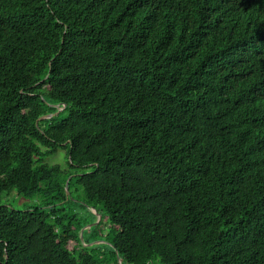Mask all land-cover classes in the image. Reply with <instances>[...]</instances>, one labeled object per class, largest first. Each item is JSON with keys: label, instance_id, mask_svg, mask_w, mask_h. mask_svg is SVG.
<instances>
[{"label": "trees", "instance_id": "16d2710c", "mask_svg": "<svg viewBox=\"0 0 264 264\" xmlns=\"http://www.w3.org/2000/svg\"><path fill=\"white\" fill-rule=\"evenodd\" d=\"M119 261L264 264V0H0V264Z\"/></svg>", "mask_w": 264, "mask_h": 264}, {"label": "rangeland", "instance_id": "374dc122", "mask_svg": "<svg viewBox=\"0 0 264 264\" xmlns=\"http://www.w3.org/2000/svg\"><path fill=\"white\" fill-rule=\"evenodd\" d=\"M45 161H47V162H51V163H59V164H61V166H62V168L64 169V168H67L68 167V165H67V163H66V154H65V149H62V148H59L58 150H57V152H55L54 154H51V155H48L47 157H46V159H45ZM12 192H14L15 193V191H12ZM13 195V193L12 194H7V195H5L4 197H3V201L5 202V203H8V204H10V205H12L13 207H15V208H23V207H27V206H29V205H31V204H33L34 203V200L33 199H27V198H24V197H22V196H16V199H12L11 200V197H13L12 196ZM73 195H74V198L75 199H77L78 198V193L77 192H73ZM3 202V203H4ZM93 212H95L96 213V211H95V209H92V208H90ZM96 217H97V215H96ZM100 219V218H99ZM70 245H72V243H70Z\"/></svg>", "mask_w": 264, "mask_h": 264}, {"label": "water", "instance_id": "95a60500", "mask_svg": "<svg viewBox=\"0 0 264 264\" xmlns=\"http://www.w3.org/2000/svg\"><path fill=\"white\" fill-rule=\"evenodd\" d=\"M56 106L58 107V109L56 110V112H58V111L61 109V107H59L58 105H56ZM56 112H55V113H56ZM51 115H52V113H51V114L44 115V116H42V117H50ZM67 183H68V180H66V182H65V188H66V190H67ZM67 193H68V190H67ZM96 215H97L96 220H95L94 222H92V223L86 224V225L83 227V229L86 228V227H88V226H90V225H92V224H95V223L98 222V220H99V218H100V214H99V213H96ZM80 239H81V241H83L82 234H80ZM83 243H84V242H83ZM90 244H91V243H90ZM84 245H87V244L84 243ZM119 264H121L120 261H119Z\"/></svg>", "mask_w": 264, "mask_h": 264}, {"label": "flooded vegetation", "instance_id": "af4514ba", "mask_svg": "<svg viewBox=\"0 0 264 264\" xmlns=\"http://www.w3.org/2000/svg\"><path fill=\"white\" fill-rule=\"evenodd\" d=\"M92 223V222H91ZM89 224V223H88ZM96 224V223H95ZM95 224H92V225H95ZM91 226V225H90ZM89 227V226H88ZM88 227H86V228H88ZM84 229L82 228L81 229V234H82V231H83ZM96 242H99V241H96Z\"/></svg>", "mask_w": 264, "mask_h": 264}, {"label": "clouds", "instance_id": "9594fccd", "mask_svg": "<svg viewBox=\"0 0 264 264\" xmlns=\"http://www.w3.org/2000/svg\"><path fill=\"white\" fill-rule=\"evenodd\" d=\"M97 213V212H96Z\"/></svg>", "mask_w": 264, "mask_h": 264}]
</instances>
